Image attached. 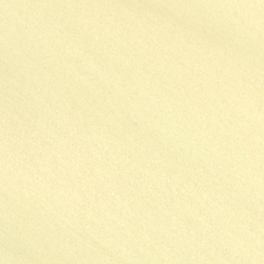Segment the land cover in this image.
I'll return each instance as SVG.
<instances>
[{
	"label": "water",
	"instance_id": "water-1",
	"mask_svg": "<svg viewBox=\"0 0 264 264\" xmlns=\"http://www.w3.org/2000/svg\"><path fill=\"white\" fill-rule=\"evenodd\" d=\"M0 264H264V0H0Z\"/></svg>",
	"mask_w": 264,
	"mask_h": 264
}]
</instances>
